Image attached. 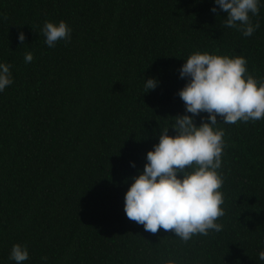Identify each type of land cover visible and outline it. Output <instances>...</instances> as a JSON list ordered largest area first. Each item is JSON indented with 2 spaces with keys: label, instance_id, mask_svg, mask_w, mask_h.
<instances>
[{
  "label": "trees",
  "instance_id": "16d2710c",
  "mask_svg": "<svg viewBox=\"0 0 264 264\" xmlns=\"http://www.w3.org/2000/svg\"><path fill=\"white\" fill-rule=\"evenodd\" d=\"M213 6L0 0V62L13 77L0 93V264H14V244L27 247L24 264H264V119L216 126L224 131L222 231L183 242L171 230L145 231L123 211L160 130L186 114L176 95L187 83L178 75L184 60L241 55L264 81V0L250 16L259 24L251 37L224 27L226 13ZM46 21L66 22L70 42L48 48ZM148 78L159 84L146 92Z\"/></svg>",
  "mask_w": 264,
  "mask_h": 264
},
{
  "label": "clouds",
  "instance_id": "9594fccd",
  "mask_svg": "<svg viewBox=\"0 0 264 264\" xmlns=\"http://www.w3.org/2000/svg\"><path fill=\"white\" fill-rule=\"evenodd\" d=\"M213 5L211 13H226L223 26L239 30L244 37H251L259 27L250 16L259 14L261 0H213ZM71 32L64 21H46L40 30L48 48H55L60 41L69 43ZM25 39L23 32L18 33L21 45ZM32 60V53L26 52L24 62ZM10 68V64L0 62V93L13 84ZM178 75L187 80L176 93L186 114L174 117V123L160 130L158 143L146 153L143 171L132 178L124 194L123 211L147 232L171 230L175 237L187 242L197 234L207 236L212 231H222L223 225L217 220L224 216V198L219 191L223 178L218 171L224 131L216 126L264 119V81L248 73L243 56L207 52L191 54ZM158 84L154 78L144 80L146 92ZM201 113L207 115L201 116L197 126L194 118ZM217 117L222 123L217 122ZM170 127L173 136L168 135ZM258 258L264 261V249ZM9 259L14 264H24L29 259L27 247L14 244ZM41 260L48 264L47 257Z\"/></svg>",
  "mask_w": 264,
  "mask_h": 264
}]
</instances>
